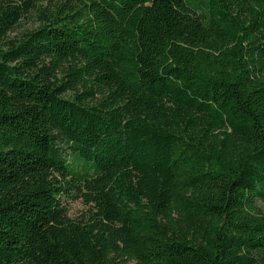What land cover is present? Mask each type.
Returning <instances> with one entry per match:
<instances>
[{"label":"trees","instance_id":"16d2710c","mask_svg":"<svg viewBox=\"0 0 264 264\" xmlns=\"http://www.w3.org/2000/svg\"><path fill=\"white\" fill-rule=\"evenodd\" d=\"M260 202L264 0H0V264H264Z\"/></svg>","mask_w":264,"mask_h":264},{"label":"rangeland","instance_id":"374dc122","mask_svg":"<svg viewBox=\"0 0 264 264\" xmlns=\"http://www.w3.org/2000/svg\"><path fill=\"white\" fill-rule=\"evenodd\" d=\"M40 25L37 20V16L33 14H29L27 17L21 20V24L17 27L15 31H9L7 34L8 39L21 38L25 33L35 30ZM68 208H69V216L72 218H80L87 211V207L84 204L82 199L76 200H67ZM259 207L261 211L264 213V202H260Z\"/></svg>","mask_w":264,"mask_h":264}]
</instances>
